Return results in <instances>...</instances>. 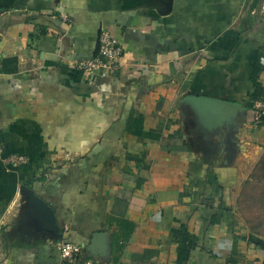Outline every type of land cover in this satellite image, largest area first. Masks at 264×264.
I'll return each mask as SVG.
<instances>
[{"label": "crops", "instance_id": "obj_1", "mask_svg": "<svg viewBox=\"0 0 264 264\" xmlns=\"http://www.w3.org/2000/svg\"><path fill=\"white\" fill-rule=\"evenodd\" d=\"M102 30L120 64L87 78ZM192 94L244 109L204 129ZM259 101L264 0H0V143L27 158L0 155V264H264Z\"/></svg>", "mask_w": 264, "mask_h": 264}, {"label": "built area", "instance_id": "obj_2", "mask_svg": "<svg viewBox=\"0 0 264 264\" xmlns=\"http://www.w3.org/2000/svg\"><path fill=\"white\" fill-rule=\"evenodd\" d=\"M122 55V48L119 46L117 40L112 36L108 30H102L98 37L97 53L92 57L74 62L76 69L83 72L85 77H101L111 75L119 67L120 57ZM257 117L256 121L261 120L264 103L257 102L256 104ZM0 155L3 156V161L7 164H23L27 161L26 156L20 153H6L4 146L0 143ZM80 246L70 243L62 242L60 244V256L67 261H73L77 255L81 253ZM82 264H94L90 260H84Z\"/></svg>", "mask_w": 264, "mask_h": 264}, {"label": "water", "instance_id": "obj_3", "mask_svg": "<svg viewBox=\"0 0 264 264\" xmlns=\"http://www.w3.org/2000/svg\"><path fill=\"white\" fill-rule=\"evenodd\" d=\"M184 100L190 105L196 116V120L204 129L222 128L230 124L231 118L244 107L234 101L220 98H212L201 95H187ZM30 203V215L41 224L43 228H49L59 232L55 214L52 208L33 190L26 189Z\"/></svg>", "mask_w": 264, "mask_h": 264}, {"label": "rangeland", "instance_id": "obj_4", "mask_svg": "<svg viewBox=\"0 0 264 264\" xmlns=\"http://www.w3.org/2000/svg\"><path fill=\"white\" fill-rule=\"evenodd\" d=\"M197 130V129H196Z\"/></svg>", "mask_w": 264, "mask_h": 264}]
</instances>
